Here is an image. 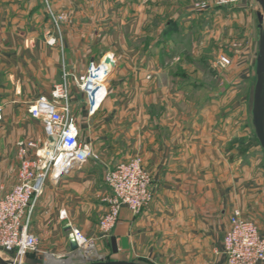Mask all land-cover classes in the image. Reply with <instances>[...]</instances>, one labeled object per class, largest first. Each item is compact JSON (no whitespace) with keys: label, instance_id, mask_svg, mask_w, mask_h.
I'll use <instances>...</instances> for the list:
<instances>
[{"label":"crops","instance_id":"1","mask_svg":"<svg viewBox=\"0 0 264 264\" xmlns=\"http://www.w3.org/2000/svg\"><path fill=\"white\" fill-rule=\"evenodd\" d=\"M197 1L0 0V198L17 182L18 142L45 137L31 103L53 99L58 85L67 83L80 139L95 154L47 183L31 223L41 252L26 264H43L42 252L67 255L74 230L98 237L100 251L122 260L226 264L223 239L235 209L264 234L263 155L240 150L249 142L248 94L236 103L264 5L203 10ZM222 24L235 34L227 42L240 46L233 65L218 71L201 52L219 45ZM182 48L191 56H180ZM107 56L115 62L110 74ZM92 63L101 65L93 84L103 81L94 100L75 81ZM186 65L193 66L187 75L176 71ZM205 78L218 85L183 81ZM136 155L151 174L153 201L138 214L123 207L111 236L101 239L106 169Z\"/></svg>","mask_w":264,"mask_h":264},{"label":"built area","instance_id":"2","mask_svg":"<svg viewBox=\"0 0 264 264\" xmlns=\"http://www.w3.org/2000/svg\"><path fill=\"white\" fill-rule=\"evenodd\" d=\"M245 0H200L195 7L210 9L215 7H237ZM63 20L60 16L56 22ZM55 39L50 43L54 44ZM232 60L227 56L220 58V63L230 65ZM101 65H90L87 75L76 77L80 89L87 93L91 100L96 99L95 87L89 84L96 68ZM32 117L41 119L45 124V137L40 140H22L18 142L20 165L17 182L14 187L0 198V250L3 258L10 264L25 263L30 253H40L37 236L31 231V223L39 198L44 193L47 183L56 180L60 169L66 172L80 170L93 157L90 145L80 139L68 100L67 83L58 85L53 91V99L40 97L30 106ZM63 154V157H62ZM105 183L109 189L106 201L108 210L99 224L100 237L109 238L115 227L120 211L128 207L138 214L149 207L154 198V189L150 172L143 164V158L136 155L115 166L108 167ZM61 218H66L63 213ZM230 227L223 239L222 253L226 264H263L264 234L252 219L245 217L235 209L230 218ZM73 237L79 245V251L89 247L90 254L82 257L90 259L97 254L98 237L87 236L80 230L73 231ZM44 257L53 255L58 258L72 257L75 251L59 256L55 253L42 252ZM86 260H82L84 262ZM43 264L47 263L46 259Z\"/></svg>","mask_w":264,"mask_h":264},{"label":"rangeland","instance_id":"3","mask_svg":"<svg viewBox=\"0 0 264 264\" xmlns=\"http://www.w3.org/2000/svg\"><path fill=\"white\" fill-rule=\"evenodd\" d=\"M246 2V0L244 1V3ZM257 4V3H256ZM258 6V5H257ZM260 17L263 18V22H264V16L261 14L259 15V21L261 22L260 20ZM262 23V22H261ZM264 23H262V31H261V35L260 37H258V40H257V44L254 48V52L253 54L251 55L250 57V64L248 66V69H247V73H248V76H249V80L247 81V84L244 86L243 83H241L239 86L242 85V90L241 91H238L237 95H238V101L236 103L239 102V99H244L245 97V92L247 95V98H249L247 101V107H248V120H247V135L249 137V142H240L239 143V148L240 150L241 149H245L244 152H249L251 153V155H256V154H259V155H263V160H264V150L256 136V133H255V128H254V124H253V106H254V95H255V86H256V82H257V59H258V56L260 55V45H261V40H262V37H263V33H264ZM235 34L232 32V34H230L227 30V26L224 24H222L221 26V31L217 34V43H219V45L217 47H208V48H204L202 49V52H201V57H205V58H209V59H215L217 61V69L218 71H224V70H227L228 68H230L232 65H233V58H235L236 56V51H237V47L236 46H240L238 43H234L233 42L229 43L227 42V39L226 37H230V36H234ZM220 37V38H219ZM191 52L192 50L191 49H188V48H182L181 50V55L182 57H184V59H186V56H191ZM222 56H227L229 57L232 62L230 65H223L220 63V58ZM188 63H190V61L187 60ZM90 68V67H89ZM193 68L192 65H186L184 67H182V69L184 70H176L177 72H180L184 75H187V72L189 70H191ZM98 69V68H97ZM205 69V68H204ZM208 70V69H207ZM89 71V69H88ZM88 71L85 75L88 74ZM230 71V69L228 70ZM80 77V76H79ZM185 83H198V82H204L206 85H211V87L218 85V81L214 80V79H208V78H205L204 80H192V79H184L183 80ZM103 81L101 82H98L99 83V86L102 84ZM238 85L235 86L233 85V87H239ZM78 88L80 89V84H78ZM235 95V94H234ZM236 100V99H235ZM247 150V151H246ZM244 154V153H242ZM99 243L97 242L96 243V250L95 251L97 254L93 255V256H89L91 257L90 259H88L87 257H82L78 254H76L75 257H72V264H80L82 260H86L87 262L88 261H91V260H122V259H119L117 257H112L111 255H109L108 253L106 252H103V251H100L99 250ZM2 251L0 250V256H2ZM3 257V256H2ZM69 258L68 256L67 257H64L63 259H67ZM46 259V258H44ZM69 260H65L64 262H68ZM59 262V261H58ZM52 263H55V262H52ZM59 263H63L62 262H59ZM57 264V263H56Z\"/></svg>","mask_w":264,"mask_h":264},{"label":"water","instance_id":"4","mask_svg":"<svg viewBox=\"0 0 264 264\" xmlns=\"http://www.w3.org/2000/svg\"><path fill=\"white\" fill-rule=\"evenodd\" d=\"M261 3L264 2L260 0ZM262 23L263 18L260 17ZM264 26V25H263ZM104 64L106 65L107 72L110 74L115 67V62L111 56H107L104 60ZM253 124L255 128L256 136L264 150V33L262 37V42L260 46V55L258 57L257 63V82L255 86V95H254V106H253ZM65 173V170L62 168L60 169L57 178ZM112 247L114 253L118 252L116 238L112 237L111 239ZM71 250L75 251L76 254L82 256L81 251H79V245L75 239L71 241ZM0 264H10L8 263L2 256H0ZM26 264V263H22ZM80 264H144L136 261H129V260H91V261H84Z\"/></svg>","mask_w":264,"mask_h":264},{"label":"bare ground","instance_id":"5","mask_svg":"<svg viewBox=\"0 0 264 264\" xmlns=\"http://www.w3.org/2000/svg\"><path fill=\"white\" fill-rule=\"evenodd\" d=\"M105 70V68L103 69V71ZM99 75H100V73H99V71H97V70H94V73H93V75L91 76V82L89 83L91 86H92V88H94L95 87V85H96V87H95V93H96V90H98V87H99V83H95V84H93V82H94V80L95 79H97L98 77H99ZM91 95L94 97V93H91ZM62 157H63V154H62ZM90 251L91 250H89V247H87V248H85V250H82L81 252L84 254V255H86V254H90ZM65 260H69L68 262H66V263H69V262H71V260L70 259H63V258H58V257H55V256H53V255H47L46 256V261H47V263H49V264H66L64 261ZM62 262L63 261V263H59V262ZM52 262H55V263H52Z\"/></svg>","mask_w":264,"mask_h":264}]
</instances>
